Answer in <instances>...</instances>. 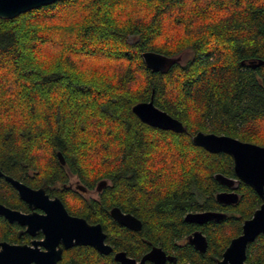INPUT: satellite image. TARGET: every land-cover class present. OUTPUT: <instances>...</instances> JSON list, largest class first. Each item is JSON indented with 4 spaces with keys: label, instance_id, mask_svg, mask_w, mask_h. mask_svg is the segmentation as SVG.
Here are the masks:
<instances>
[{
    "label": "trees",
    "instance_id": "1",
    "mask_svg": "<svg viewBox=\"0 0 264 264\" xmlns=\"http://www.w3.org/2000/svg\"><path fill=\"white\" fill-rule=\"evenodd\" d=\"M145 51L191 57L152 71ZM261 60L264 0H59L0 18V168L71 203L83 198L63 186L72 175L90 189L108 180L99 200L82 199L74 212L102 223L117 249L140 257L161 245L180 264H215L263 201L242 182L236 204L220 203L226 187L215 175L236 177L233 158L192 137L214 132L264 146V63L250 65ZM152 95L186 132L140 120L132 107ZM7 188L0 178V192ZM113 206L139 217L142 230L114 221ZM206 210L226 216L185 220ZM195 227L208 237L204 254L178 245ZM247 261L264 264V234ZM59 264L119 263L77 246Z\"/></svg>",
    "mask_w": 264,
    "mask_h": 264
},
{
    "label": "water",
    "instance_id": "2",
    "mask_svg": "<svg viewBox=\"0 0 264 264\" xmlns=\"http://www.w3.org/2000/svg\"><path fill=\"white\" fill-rule=\"evenodd\" d=\"M57 1L59 0H0V18L12 19L22 13ZM142 56L147 67L152 71H165L180 58V56L168 57L155 51H145ZM263 63L264 61L261 60L258 63L252 62L250 65L256 68ZM132 110L141 121L153 127L179 133L187 131V127L181 120L155 104L154 95L148 101L136 103ZM192 140L196 145L210 152H225L233 158L236 177L226 176L222 173L215 175L216 180L232 189L217 193L216 197L220 203L236 204L239 201L240 196L235 190L237 182L248 184L264 200V146L230 135L205 131L195 133ZM57 156L61 164L66 163L61 151L57 153ZM0 176H4L7 181L11 182L19 190L21 198L29 202L31 206L41 207L47 212L46 215L34 213L25 215L0 204V213H4L11 221L18 218L22 219L23 223H27L31 229L43 227L46 239L41 243L47 247V251H40L38 248L4 243L3 249L0 250V264H32V262L56 264L62 257V250L56 249V245L60 241L67 248L81 244L91 245L104 254H109L113 250L112 246L105 242L106 233L101 223L91 224L83 217L70 215L62 200L59 197L50 199V195L44 187L33 188L25 182L4 174L1 170ZM111 216L130 229L138 231L142 228V221L138 217L132 213L123 212L117 206L111 209ZM223 217H225L223 213L203 211L189 212L185 219L201 224ZM262 233H264V202L254 211L251 218L244 221L242 234L231 240L222 259H219L217 264H250L246 261L248 246ZM189 242L201 252L207 250L208 240L201 231L190 235ZM168 258L170 257L159 246H154L140 261L128 256L125 251L115 254V260L120 264H145L147 260L156 264H164Z\"/></svg>",
    "mask_w": 264,
    "mask_h": 264
},
{
    "label": "flooded vegetation",
    "instance_id": "3",
    "mask_svg": "<svg viewBox=\"0 0 264 264\" xmlns=\"http://www.w3.org/2000/svg\"><path fill=\"white\" fill-rule=\"evenodd\" d=\"M1 171H3L1 168H0ZM4 174L8 175L7 173H5L3 171ZM11 176V175H9ZM13 177V176H12ZM0 178H3L6 182H8L10 184V188L11 190H9L7 188V190H3L2 192H0V204H2L4 207L6 208H9L13 211H16V212H19L21 214H25V215H29V214H38V215H46L47 212L45 209L41 208V207H38V206H31L29 204V202L25 201L24 199L21 198L20 196V193H19V190L9 181H7L5 179L4 176H0ZM15 178V177H13ZM17 179V178H15ZM19 180V179H18ZM21 181V180H20ZM242 182H237V188L235 189L239 196H240V193L238 191V188L239 186L241 185ZM244 183V182H243ZM108 185V180H102L101 182H99L96 186H95V190L98 192V194L100 195V193L103 191V189ZM248 185V184H247ZM30 186V185H29ZM63 186L67 189H71L72 191H76L77 193H79L83 198H76L74 199V203H71L70 201H65L62 197H60L58 194H51V192H48L47 193L50 195V199H55L56 197H59L65 208L67 209V211L69 212L70 215L72 216H77V217H83L85 219H87V221L91 224H96V223H100V222H91L90 220H88V218H86L85 216H83L82 214L80 213H77V212H74L76 210V207L78 205V203L80 201H82V199H85V200H88V201H92V200H99L100 199V196L98 195L97 197H94V196H87L86 194L91 191L92 189L84 186L80 181H78L76 184H73L72 182H68V183H65L63 184ZM225 186V185H224ZM32 187V186H31ZM226 189L222 190V191H231L232 189L225 186ZM33 188H36V187H33ZM39 188V187H38ZM46 189V188H45ZM254 189V188H253ZM47 190V189H46ZM255 190V189H254ZM220 192V191H219ZM3 195V196H2ZM241 197V196H240ZM261 198V197H260ZM264 202V200H262ZM262 202V203H263ZM71 203V204H70ZM223 204V203H222ZM115 207V206H113ZM111 207L109 209V214H110V217L116 221L112 216H111V209L113 208ZM118 207V206H117ZM260 207V206H259ZM258 207V208H259ZM120 208V207H119ZM122 210V209H121ZM123 212L125 213H131V212H126L124 210H122ZM206 211H214V212H219V213H223L225 214L226 216V213L225 212H222V211H215V210H206ZM192 212H203V211H192ZM133 214V213H132ZM188 214V213H187ZM186 214V215H187ZM254 214V213H253ZM134 215V214H133ZM185 215V217H186ZM136 216V215H135ZM253 216V215H252ZM137 217V216H136ZM139 218V217H138ZM224 218V217H223ZM140 219V218H139ZM222 219V218H221ZM221 219H213V220H216V221H220ZM249 219V218H248ZM141 220V219H140ZM186 220V219H185ZM213 220H210L208 222H205V223H194V222H190V221H187L189 223H192V224H195L197 226H201V225H204L206 223H209ZM142 221V220H141ZM117 223H119L118 221H116ZM244 223V222H243ZM6 224H9L10 225V230L7 232L8 234L6 235V238H1L0 237V250L3 249L4 247V243H8L10 245H19V246H27V247H31V248H38L40 251H47V247L41 243L42 241H44L46 239V233H45V230L43 227H39V228H36V229H31L30 226L27 224V223H23V220L22 219H15L13 221H11L4 213H0V227L4 226L6 227L7 225ZM102 224V223H101ZM121 224V223H119ZM123 225V224H121ZM103 226V225H102ZM124 226V225H123ZM126 227V226H124ZM142 227H143V222H142ZM128 228V227H127ZM104 229V227H103ZM130 229V228H129ZM130 230H133V229H130ZM142 230V228H141ZM141 230H138V231H141ZM105 233H106V239H105V242L109 245L112 246L113 250L109 253V254H112L114 260H115V254L119 251H125L127 253L128 256L132 257V258H135L137 259V261H140L142 259V257L148 253L154 246H159V247H162V249L165 251V253L167 254V256H169L170 258H168L164 264H180L179 263V258H178V255L175 253V252H170L168 251L167 249H165L163 246L161 245H154L152 246L147 252L143 253L140 257H135V256H132L130 254H128V252L126 250H123V249H117L113 244H111L109 241H108V237H107V232L106 230L104 229ZM133 231H137V230H133ZM196 231H201L207 238L208 240V237L207 235L203 232L202 229L198 228V227H195V229L185 238V240H181L178 242V245L179 246H185L186 243L190 244L191 246H193L194 249H196L197 251H199L201 254H204L205 252H207L208 250V247H207V250L205 252H201L199 249L196 248L195 245L191 244L189 242V236L192 235L194 232ZM242 231H243V225H242ZM242 234V232L240 233ZM239 234V235H240ZM264 234V233H262ZM238 235V236H239ZM261 235V234H260ZM259 235V236H260ZM258 236V237H259ZM237 237V236H236ZM257 237V238H258ZM235 238V237H234ZM231 242V241H230ZM254 242V241H253ZM251 242V243H253ZM250 243V244H251ZM230 244V243H229ZM249 244V245H250ZM77 246H87V247H92L94 248L96 251H98L99 253H101L99 250H97L95 247L91 246V245H81V244H76V245H73L69 248L65 247V244L60 241L57 245H56V249L59 250L61 249L62 250V257L59 261H57L56 264H59L63 261L64 259V255H65V252H67L68 250L74 248V247H77ZM208 246H209V240H208ZM227 248V247H226ZM225 251V250H224ZM223 251V253H224ZM248 251V249H247ZM223 253L221 255V257L217 258L216 259V262L215 264H217V261L219 259H222L223 257ZM101 254H104V253H101ZM109 254H105V255H109ZM116 262H118L120 264L119 261L115 260ZM247 261V259H246ZM248 262V261H247ZM250 263V262H249ZM32 264H36V262H32ZM145 264H156L155 262L153 261H150V260H147ZM252 264V263H250Z\"/></svg>",
    "mask_w": 264,
    "mask_h": 264
},
{
    "label": "rangeland",
    "instance_id": "4",
    "mask_svg": "<svg viewBox=\"0 0 264 264\" xmlns=\"http://www.w3.org/2000/svg\"><path fill=\"white\" fill-rule=\"evenodd\" d=\"M191 57V52L190 51H186V52H184L182 55H180V58H179V60L178 61H181V62H186L189 58ZM70 182H72L73 184H76L78 181H80L79 179H78V177L77 176H74V175H72L71 177H70V180H69ZM87 196H94V197H97L99 194H98V192L95 190V188L94 189H92L91 191H89L87 194H86Z\"/></svg>",
    "mask_w": 264,
    "mask_h": 264
}]
</instances>
